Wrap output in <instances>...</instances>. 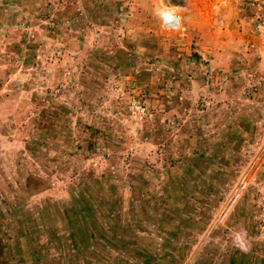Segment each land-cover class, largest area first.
<instances>
[{
    "label": "rangeland",
    "instance_id": "rangeland-1",
    "mask_svg": "<svg viewBox=\"0 0 264 264\" xmlns=\"http://www.w3.org/2000/svg\"><path fill=\"white\" fill-rule=\"evenodd\" d=\"M197 146L217 182L206 220L183 257L143 241L151 263L240 248L241 228L264 258V0H0V264H63L85 218L175 199Z\"/></svg>",
    "mask_w": 264,
    "mask_h": 264
},
{
    "label": "trees",
    "instance_id": "trees-1",
    "mask_svg": "<svg viewBox=\"0 0 264 264\" xmlns=\"http://www.w3.org/2000/svg\"><path fill=\"white\" fill-rule=\"evenodd\" d=\"M155 133L159 136L162 131ZM212 161H214L213 156H206L203 147L197 146L194 149L189 157V167L185 174L170 182L172 189L177 193L176 197L179 195L178 198L165 197L160 205L155 204L150 207H146L147 203L140 198L136 200L140 203V212L133 213L132 217H124L121 211H118L116 218L113 213L107 211L103 213V220L99 216L85 218L77 230L76 238H66L60 245L63 264H116L117 260L123 262L127 259L134 260L133 264H152L153 253L158 254L159 250L149 249L143 242L145 240H148V243L154 242L160 247V253L164 256L183 257L187 244L191 243V230L205 222L212 194L215 192L217 183L215 177L204 175L202 167L204 163ZM131 177L136 180L135 177ZM135 188L141 197L145 196L142 185H135ZM187 196L195 198L196 203L206 208L199 210L197 207L182 205L179 201L184 202ZM82 209L88 210L86 207ZM112 217L121 225L119 233L115 231L111 233L108 230L113 221ZM34 227H36L35 223L33 229ZM141 232L146 235L139 234ZM147 235L149 237H146ZM50 242L51 245L54 244L53 239H50ZM219 247L214 245L207 249L205 255L209 258L202 256L197 264H264V258L258 255L260 249L256 246L246 251L233 246H226L224 249ZM113 251L119 253L121 257L113 256V253H110ZM33 259V264H42L40 257L34 256ZM45 262L43 261V264Z\"/></svg>",
    "mask_w": 264,
    "mask_h": 264
},
{
    "label": "built area",
    "instance_id": "built-area-1",
    "mask_svg": "<svg viewBox=\"0 0 264 264\" xmlns=\"http://www.w3.org/2000/svg\"><path fill=\"white\" fill-rule=\"evenodd\" d=\"M186 8L182 7L179 10H167L165 13H170L173 15L174 17V21H168L163 19V25L164 27H166L168 30H172V31H181L184 26L182 24V18L184 16V14L186 13V11H184ZM164 13V14H165ZM163 14V16H164Z\"/></svg>",
    "mask_w": 264,
    "mask_h": 264
},
{
    "label": "clouds",
    "instance_id": "clouds-1",
    "mask_svg": "<svg viewBox=\"0 0 264 264\" xmlns=\"http://www.w3.org/2000/svg\"><path fill=\"white\" fill-rule=\"evenodd\" d=\"M163 19L171 21L174 19V17L170 13H165L163 16ZM245 237H246V232L242 228L241 230L236 231L233 234L234 242L236 243L237 246L241 248V250H244V251L247 250Z\"/></svg>",
    "mask_w": 264,
    "mask_h": 264
},
{
    "label": "crops",
    "instance_id": "crops-1",
    "mask_svg": "<svg viewBox=\"0 0 264 264\" xmlns=\"http://www.w3.org/2000/svg\"><path fill=\"white\" fill-rule=\"evenodd\" d=\"M33 223H34V221H33ZM31 228V227H30ZM34 229H35V227H34ZM53 229V228H52ZM52 229H50L49 230V232H50V234H51V230ZM65 229V228H64ZM25 234V233H24ZM26 234H32V229H31V232H26ZM63 234H65V239L67 238V235H66V233H63ZM46 238H47V240H49L50 241V239H52V238H50V237H48V236H46ZM62 238V237H61ZM37 250V249H36Z\"/></svg>",
    "mask_w": 264,
    "mask_h": 264
}]
</instances>
